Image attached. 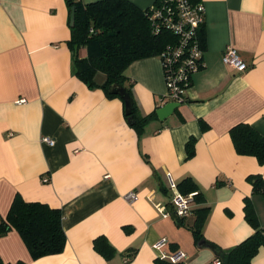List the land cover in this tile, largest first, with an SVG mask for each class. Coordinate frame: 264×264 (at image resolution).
<instances>
[{"label":"crops","instance_id":"0c3cea01","mask_svg":"<svg viewBox=\"0 0 264 264\" xmlns=\"http://www.w3.org/2000/svg\"><path fill=\"white\" fill-rule=\"evenodd\" d=\"M127 1L144 11L157 0ZM197 2L205 8L203 66L184 103L166 97L158 57L135 61L125 71L138 113L155 114L139 135L125 119L122 100L74 77L66 0H0V216L19 195L59 209L66 236L62 253L33 260L12 230L0 237L2 261L153 264L152 245L166 238L165 252H184L186 264L215 262V254L194 241V215L177 223L167 173L177 185L191 179L201 192L203 201L192 206L209 209L205 241L226 251L254 233L244 218L245 198L264 230V197L252 195L247 181L252 175L264 179V165L238 155L229 135L245 123L264 138V0ZM229 46L247 64L244 72L223 65ZM86 55L81 48L79 58ZM104 80L96 76L98 85ZM44 137L54 145L42 143ZM191 138L194 154L187 158ZM129 192L136 193L135 202L124 200ZM101 236L115 251L110 260L93 248ZM251 264H264L263 247Z\"/></svg>","mask_w":264,"mask_h":264},{"label":"trees","instance_id":"16d2710c","mask_svg":"<svg viewBox=\"0 0 264 264\" xmlns=\"http://www.w3.org/2000/svg\"><path fill=\"white\" fill-rule=\"evenodd\" d=\"M197 3L198 0H189ZM69 12L74 9V25L70 27L68 45L73 51V75L89 89L100 88L108 98H119L110 94L111 85L118 84L125 88L132 99L133 105L130 116L125 119L138 134L144 126L155 117L150 114L142 117L135 105L128 86L126 69L135 61L158 57L163 48L169 43H175L176 38L167 32L154 35L146 17L147 9L142 11L127 0H102L90 4H82L79 0H66ZM204 24V23H203ZM203 24L199 28L198 37L201 47L204 45ZM85 48L87 55L79 58L78 52ZM102 74L104 83L98 85L96 76ZM123 102V101H122ZM124 106V103H123ZM201 130L207 125L200 122ZM236 153L256 159L259 165H264V138L250 125L237 124L229 132ZM194 139L186 144L187 158L193 156ZM252 186V195L264 197V179L259 175L247 178ZM183 195L195 193L197 203L203 201L197 185L189 178L177 185ZM208 208H196L193 211L194 221L189 227L195 243L204 241L207 245H215L205 241L202 228L208 214ZM245 221L254 233L229 250H221L223 259L210 264H251V260L260 248H264V230L261 228L251 198L244 199L243 206ZM63 215L59 209H53L39 202H25L16 195L5 218L0 216V237H4L12 230L16 231L33 260L63 252L66 236L62 226ZM179 225L184 219H177ZM94 250L105 260H110L115 251L104 237H97L93 241ZM126 262L131 260L133 253L126 255ZM153 264H172L166 260L156 259ZM176 264H186L184 262Z\"/></svg>","mask_w":264,"mask_h":264},{"label":"built area","instance_id":"2783aa9c","mask_svg":"<svg viewBox=\"0 0 264 264\" xmlns=\"http://www.w3.org/2000/svg\"><path fill=\"white\" fill-rule=\"evenodd\" d=\"M146 17L154 35L167 32L176 38L175 43H169L163 48L158 59L163 70L167 90L166 97L173 102L182 104L186 100L185 95L191 86L192 76L203 66V50L198 32L204 23L205 8L202 3L194 4L189 0H157L147 9ZM221 61L223 65L239 73L244 72L248 67L240 58L237 50L231 46L224 50ZM24 102L23 99L18 101V103ZM42 143L52 146L54 140L44 137ZM166 180L167 188L171 192V206L174 216L177 219L189 218L193 214L192 202L195 193L181 194L169 173L166 174ZM46 181V179L43 180V182ZM123 198L128 203L138 199L135 192H129ZM163 217L166 218L167 214H163ZM168 244L166 238H161L152 245V249L157 253V258L172 264L184 262L186 260L184 252L179 250L170 253L165 252L164 249L168 247ZM0 264L11 263H6L0 259Z\"/></svg>","mask_w":264,"mask_h":264},{"label":"water","instance_id":"95a60500","mask_svg":"<svg viewBox=\"0 0 264 264\" xmlns=\"http://www.w3.org/2000/svg\"><path fill=\"white\" fill-rule=\"evenodd\" d=\"M73 25H74V9L71 10L70 21H69V26L72 27ZM108 92L110 94L117 95L122 99L124 103V113L126 116H130L133 102L130 96L128 95L127 91L125 90V88H123L122 86L118 84H114L109 87ZM170 106L172 107L176 105H170ZM164 111L165 109L158 111V116L160 118H161V114H163ZM198 247H205V248L210 249L215 254V256L219 259H223L224 257V254L222 251H220L218 248L214 246L207 245L204 241H200L198 244Z\"/></svg>","mask_w":264,"mask_h":264}]
</instances>
